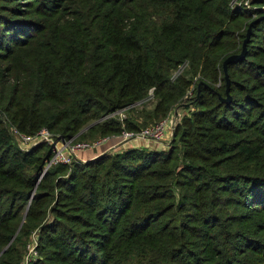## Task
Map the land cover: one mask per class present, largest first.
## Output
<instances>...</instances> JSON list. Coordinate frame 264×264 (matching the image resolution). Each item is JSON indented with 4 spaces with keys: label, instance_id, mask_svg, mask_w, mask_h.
Here are the masks:
<instances>
[{
    "label": "trees",
    "instance_id": "16d2710c",
    "mask_svg": "<svg viewBox=\"0 0 264 264\" xmlns=\"http://www.w3.org/2000/svg\"><path fill=\"white\" fill-rule=\"evenodd\" d=\"M243 2L0 0V264H264V0ZM150 88L143 122L187 97L165 149L42 171L50 146L11 132L138 129L90 121Z\"/></svg>",
    "mask_w": 264,
    "mask_h": 264
},
{
    "label": "rangeland",
    "instance_id": "374dc122",
    "mask_svg": "<svg viewBox=\"0 0 264 264\" xmlns=\"http://www.w3.org/2000/svg\"><path fill=\"white\" fill-rule=\"evenodd\" d=\"M248 1L249 0H244L243 4H247ZM237 4H240V2H238ZM259 7H260V9H264V3L262 5H260ZM179 70H181V69H179ZM186 99H187V97L185 99H183L182 102L173 104L163 117L169 118L170 116H172L173 118H175V116H177L178 120H179V117L186 111V109L183 107L187 102V101H185ZM154 100H155V97L153 95L152 88H150V89H148L147 96L145 98H143L142 101L139 100L140 102H135L134 104H132V106L130 108H128L129 106L128 107L126 106L127 108L125 107V109L119 108L117 110H114V111L106 114V115H102L96 119L95 118L92 119V121H90V124L95 122V121H101L102 119L107 118V116H111V115L115 116V118H117L118 120H122L123 118L125 119L126 117L130 116V117H133L132 118L134 120L133 123L137 124L138 129L122 128L121 131H119L116 134V136H114V137H111L110 135L99 136V134H96V133H95L94 137L88 136L85 138H80L77 135L70 136L69 137L70 140L71 141L73 140L74 142H80V141L85 140V141H90V142L95 143L97 141H103V138H105V141H103V142H101L95 146H92V148L82 149V150L77 151L75 153L74 157L66 164H69L72 160L84 162V161L92 159V158L96 157L97 155H100V154L105 153V152L113 153L116 151H122L124 149L132 148V147H145V148H149V149H165L167 142L169 141L171 131L168 134L167 133L162 134L163 138H161L160 140H151L148 136L147 137H138L137 136V137L125 138V139L121 138L123 131H127V132L134 131L135 133H139L144 128H145L144 131L149 129L148 126L150 125L149 122H151V120L143 122L144 118H143V116L140 115L139 110L142 108H145V110H149V108L152 105V103L154 102ZM119 112H121L122 116H123V117H121V119L119 118V115L117 114ZM163 117H160L157 120L163 119ZM81 130L82 131L85 130L84 127ZM84 132L86 134L88 132V130L84 131ZM15 140H16V138H15ZM135 140H140L142 143H140L139 141H135ZM41 143H43V142H41ZM36 144H38V143H30L27 146L21 147V149L27 150ZM60 144H61L60 140L54 139L52 142L48 141V145L51 148V153H52V145L54 147V146H59ZM30 241H31L29 243L30 248H29V246L27 247V253L25 254L26 260L28 258H33V257H29V256L35 255V251L33 249H34V246L36 243H34V241L32 239ZM32 250L34 251V253H32ZM28 254H29V256H27Z\"/></svg>",
    "mask_w": 264,
    "mask_h": 264
},
{
    "label": "built area",
    "instance_id": "2783aa9c",
    "mask_svg": "<svg viewBox=\"0 0 264 264\" xmlns=\"http://www.w3.org/2000/svg\"><path fill=\"white\" fill-rule=\"evenodd\" d=\"M123 109H125V107ZM117 114L119 115L120 119L121 117H123L121 112ZM177 120H178L177 116H175V118H173L172 116H170L169 118L163 117V119L156 120L150 123V125L148 126L149 129H147L146 131H144L145 128L141 130L139 133H135L134 131L131 132L123 131L121 138L125 139V138L137 137V136L138 137L148 136L151 140H160L161 138H163L162 134L164 133L168 134L170 131H172V128ZM11 132L16 138V142L20 148L27 146L30 143L44 142L48 144V141L52 142L54 139L60 140L61 144L59 146L53 147L52 145V153L50 154L48 159H46L42 171L47 169L51 165H55L58 163H68L74 157L77 151L82 149L92 148V146H95L105 141V138H103V141H97L95 143L85 140L80 142H74L73 140L71 141L70 138H57L45 127H40L32 134H25L23 132L18 131L14 127H11ZM110 136L114 137L116 135H110ZM32 253H34L33 250ZM25 260L26 258L24 259V261Z\"/></svg>",
    "mask_w": 264,
    "mask_h": 264
},
{
    "label": "water",
    "instance_id": "95a60500",
    "mask_svg": "<svg viewBox=\"0 0 264 264\" xmlns=\"http://www.w3.org/2000/svg\"><path fill=\"white\" fill-rule=\"evenodd\" d=\"M247 30H249V28H248ZM243 53H244V45L242 46V49H241V51H240L238 54H232V55H229V56L224 60V62H223V67H224V65H225V63H226L227 61L235 60V59H237V58L242 57ZM225 78H226V77H225ZM226 83H227V82H226Z\"/></svg>",
    "mask_w": 264,
    "mask_h": 264
},
{
    "label": "crops",
    "instance_id": "0c3cea01",
    "mask_svg": "<svg viewBox=\"0 0 264 264\" xmlns=\"http://www.w3.org/2000/svg\"><path fill=\"white\" fill-rule=\"evenodd\" d=\"M135 141H139L140 143H142L140 140H135Z\"/></svg>",
    "mask_w": 264,
    "mask_h": 264
}]
</instances>
